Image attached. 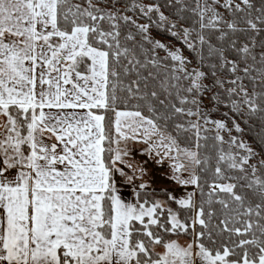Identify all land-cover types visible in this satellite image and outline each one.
Wrapping results in <instances>:
<instances>
[{
  "label": "snow or ice",
  "instance_id": "6c2138e0",
  "mask_svg": "<svg viewBox=\"0 0 264 264\" xmlns=\"http://www.w3.org/2000/svg\"><path fill=\"white\" fill-rule=\"evenodd\" d=\"M254 118L264 146V0H0V264H264ZM134 151L195 191L155 199Z\"/></svg>",
  "mask_w": 264,
  "mask_h": 264
},
{
  "label": "rangeland",
  "instance_id": "374dc122",
  "mask_svg": "<svg viewBox=\"0 0 264 264\" xmlns=\"http://www.w3.org/2000/svg\"><path fill=\"white\" fill-rule=\"evenodd\" d=\"M100 3L102 5H108V6H111V4H115L113 0H100ZM115 6L117 8L121 7L119 6L118 4H115ZM120 9V8H119ZM221 11L223 12V9H221ZM127 14V13H126ZM166 14V13H165ZM129 16H134V18H136L137 16L133 15V14H127ZM226 15V13H225ZM141 22V21H140ZM151 35L155 38V39H158L160 40L162 43H165V44H171L174 48H178L182 51L183 55L191 62V57L190 55L187 53L186 51V48L187 46L186 45H180V44H176L170 40H166L164 38H161L159 36H157L156 34H154L153 32L151 33ZM183 42V41H182ZM165 51V50H164ZM166 52V51H165ZM167 53V52H166ZM191 67H195L197 65H194L192 62H191ZM206 83L209 85V83L206 81ZM211 93H208L205 95V98H204V110L205 111H212L214 109V106L212 104L209 103V100H208V96L210 95ZM220 111L222 113L226 112L227 109H220ZM223 115V114H222ZM221 115V116H222ZM221 116H215V115H212V118L213 119H220ZM195 119V118H194ZM242 126V125H241ZM233 135H238L237 133L233 132ZM241 138L246 142V143H250V141L247 139L246 136H244L243 134H241ZM254 148V147H253ZM255 149V148H254ZM257 151V150H256ZM129 160L130 163H132L133 165H136V164H140L142 165L143 167H145L147 169V175L144 177V181L145 182H151L152 184V187L154 188L155 186H159L161 189L162 188H167L169 189L174 195H176L177 197H184L187 195L188 192H192V191H195V189L191 186H188V187H183V186H180V185H177L175 184L174 182L172 181H165L163 179V173L165 172H168L169 169H168V164H167V161L164 163L163 166L161 165H158L155 163V161H153L150 157L148 156H144V155H140L137 151H134L132 156L127 158ZM147 161V163L145 164L144 162ZM122 167L124 168V171L126 173H128V175H133V169L132 168H128L127 166H124L122 165ZM117 179V187L119 189V193L121 194L122 198L126 201H129L130 199L135 201L136 200V195L135 193L141 189H138L137 188V185H139L141 183V179L139 178V174L137 173L136 174V178L134 179V182L129 184L127 183L123 177L117 175L116 177ZM154 182V183H153ZM155 182H160L159 184L155 183ZM150 191V190H149ZM158 191V190H157ZM160 191V190H159ZM157 199H161L163 200L162 198H157ZM179 242L181 244H186L187 242H190L189 239H186V238H179Z\"/></svg>",
  "mask_w": 264,
  "mask_h": 264
},
{
  "label": "trees",
  "instance_id": "16d2710c",
  "mask_svg": "<svg viewBox=\"0 0 264 264\" xmlns=\"http://www.w3.org/2000/svg\"><path fill=\"white\" fill-rule=\"evenodd\" d=\"M115 4H118L119 7L121 10H125V6L126 5H130L132 0H113ZM158 2H162V0H158ZM127 14H133L135 16L138 17V13L137 14H134L132 11L130 10H127L126 12ZM165 13L166 14H169L168 13V10L165 9ZM227 15V13H226ZM141 22H144L143 19L140 20ZM132 31H135V29H132ZM152 32L154 34H156L157 36L161 37V38H164L166 40H170L176 44H180V45H183V42L182 40L180 39H177L175 37H172L170 36L169 33H166V32H163L161 31L160 29H156V28H153ZM212 39L215 41V36L212 37ZM145 47H147V45H145ZM186 51L187 53L190 55L191 57V62L194 64V65H202L201 67V70L205 71V72H209L210 68H211V65L213 63H215V60L214 58H209L207 56V49L205 48L204 49V55H205V59L203 60V62L201 61L200 59V55L196 52V51H192L191 49L189 48H186ZM257 51H259V49H257ZM156 56L162 58L165 60V63H174V62H169L167 60V53L163 50V49H159L156 51L155 53ZM160 72V74L163 76L167 71L168 69L166 68H161L158 70ZM207 82L209 83V86L211 87L212 85V80L209 79L207 80ZM211 95H214V93H211L209 96ZM175 102V101H174ZM223 109V108H221ZM226 109V108H224ZM212 115H217V116H221L223 113L219 110V112H217V110L214 108L212 111H211ZM194 119V118H193ZM242 127L245 128V132L243 133L244 136L247 137V139L250 141L251 145L258 151L260 152L262 147L261 145V142H260V138L258 136V133L260 132V121L256 118H254L253 121H248L247 123H241ZM141 193H143L144 190H139ZM149 191V190H148ZM149 194H151V191H149ZM155 199L157 198H162V199H165L163 193L161 191H157V194L155 195L154 197ZM197 199H199V194H197ZM173 208H176L177 206L175 204L172 205ZM180 238H186V239H189L191 240V238L187 235H182Z\"/></svg>",
  "mask_w": 264,
  "mask_h": 264
},
{
  "label": "crops",
  "instance_id": "0c3cea01",
  "mask_svg": "<svg viewBox=\"0 0 264 264\" xmlns=\"http://www.w3.org/2000/svg\"><path fill=\"white\" fill-rule=\"evenodd\" d=\"M153 183H154V182H153ZM155 183L159 184L160 182H159V183H158V182H155ZM154 188H155L156 190H158V191L161 190V188H160L159 186H155ZM125 200H126V199H125ZM128 202H134V201L130 199Z\"/></svg>",
  "mask_w": 264,
  "mask_h": 264
}]
</instances>
